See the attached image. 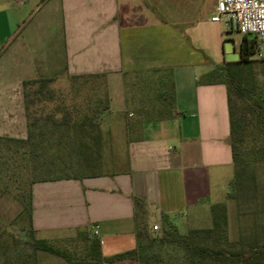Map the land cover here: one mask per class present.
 Returning a JSON list of instances; mask_svg holds the SVG:
<instances>
[{
    "label": "crops",
    "instance_id": "obj_1",
    "mask_svg": "<svg viewBox=\"0 0 264 264\" xmlns=\"http://www.w3.org/2000/svg\"><path fill=\"white\" fill-rule=\"evenodd\" d=\"M12 3L0 0V78L13 71L19 77L0 80V136L29 135L25 80L103 79L109 114L100 120L102 155L115 157L104 173L32 186L37 238L89 232L110 257L137 247L136 216L152 234L154 226L166 227V219L178 229L183 215L189 230L207 229L212 206L225 204L229 233L264 241L260 162L252 163L251 179L239 191L229 185L235 168L225 71L231 62L224 22L212 20L217 0H37L35 10L51 3L59 31L57 39L58 32L43 30L47 22L36 27L49 39L40 57L14 37L29 0L16 9ZM58 40L59 63L51 50ZM234 41L240 54L241 39ZM253 59L256 78L264 83V63Z\"/></svg>",
    "mask_w": 264,
    "mask_h": 264
},
{
    "label": "trees",
    "instance_id": "obj_2",
    "mask_svg": "<svg viewBox=\"0 0 264 264\" xmlns=\"http://www.w3.org/2000/svg\"><path fill=\"white\" fill-rule=\"evenodd\" d=\"M258 44L259 42L255 37L243 35L239 48L240 59L239 61L228 63L225 71L230 116V144L235 168V176L229 185L234 193L240 190L241 182L251 179L249 168L252 163L264 161V90L263 88H257L261 84L256 80L252 86L249 85L250 77H256V60L253 59V56L256 53ZM96 77L98 78V76ZM53 81L54 78H38L23 82L29 135L26 139L0 136V152H2L3 145L14 143L17 146V150H13L14 153L26 156L33 153L31 150L33 145H40L41 142L34 143L35 135L32 128L39 125V120L37 118L31 120V109L37 102H44L55 97V93L49 88ZM87 81L89 80L84 82ZM107 109L108 102L102 113ZM94 118L93 116V119H89L86 116L80 122L71 123V119H68L67 114L65 119H56L55 123L61 126H71L76 130H80L85 136L91 133L88 128L89 124L92 123L91 127L100 125V122L98 124L92 122ZM253 135H257V137L254 138ZM78 144L83 161L90 163L92 167H96V162H100L102 158L103 144L100 132L93 136L91 141L87 139L79 140ZM248 155H253L254 160L249 161ZM34 157H37L38 160L35 162V167L41 166L49 169L55 165H66L65 156L59 151H53L48 153V155L37 154ZM1 158L4 159L5 155L0 154ZM56 173H58V176L50 179H36L34 177L25 181L18 179L17 197L23 205L24 212L29 215L30 237L24 235L16 239L12 251H10L8 244L0 243V250L2 249L0 251V264H38L36 256L38 251H44L71 261L70 256L47 240L39 239L35 236L31 226L32 186L36 182L95 176L98 173L80 177L63 176L64 171ZM4 180V187L10 188L12 184L10 185L8 182L10 180L9 177L6 176ZM230 197H234V194H230ZM143 205L141 200L136 199L138 208L143 209ZM211 211L212 227L191 229L186 235H181L176 226L168 222L167 219L166 227L162 230V233L159 235L152 234L148 231L144 220L136 216L137 247L110 257L102 254L101 241L98 238L93 237L90 239L89 232H80L89 245L83 261L87 264L113 263L126 259L137 260L139 264H264V241H244L243 238L231 241L228 237L226 205L215 204L212 206ZM27 247L32 252H28ZM156 249H158V252Z\"/></svg>",
    "mask_w": 264,
    "mask_h": 264
},
{
    "label": "rangeland",
    "instance_id": "obj_3",
    "mask_svg": "<svg viewBox=\"0 0 264 264\" xmlns=\"http://www.w3.org/2000/svg\"><path fill=\"white\" fill-rule=\"evenodd\" d=\"M37 0H29L31 7L22 11L18 18L19 30L14 37L17 38L16 42L24 40L28 46V51L32 57H40L43 53L46 44L49 39L45 40L43 34H37L36 27L39 25L43 26V30L51 32L53 35L59 36V31L54 28L57 25V20H54V14L50 11L51 3L42 5L35 10ZM22 5L12 3L11 8H21ZM33 13V14H31ZM50 20V22H48ZM226 38L238 41L241 36L236 30H232L228 23L224 22ZM54 28V29H53ZM42 30V31H43ZM252 37V36H250ZM50 39H53L51 37ZM54 44V40H51ZM15 42V43H16ZM58 45V46H57ZM51 45V50L56 54V61L59 63L61 53L58 44ZM38 49V50H37ZM42 49V52L40 51ZM37 50V51H36ZM262 51L264 52V42L262 43ZM16 71L11 74H6L1 79L5 81H17L18 77ZM258 81L261 86H257L258 89L264 90V83L262 79L251 76L249 79V85ZM18 83V82H17ZM49 88L55 93V97L44 101L37 102L32 106L31 109V120L38 119L39 125L33 127L32 131L35 135V142H41L40 145H33L31 147L32 154L30 155H19L14 153V149L17 150V146L14 143L2 146V152L0 154L5 155L4 159H0V243L8 244L10 251L14 247V242L19 239L20 236L30 237V222L29 215L24 212L23 205L20 199L17 197L18 193V179L25 181L29 178H54L58 176V171H64L63 176H84L93 173H104L111 169L110 162H114L115 157H110L104 154L102 155L101 161L96 162V167H92L90 163L84 162L83 157L80 155L79 140L93 139L98 132H100V125L92 126L89 124L88 128L91 133L83 135L80 130H76L68 125H57L55 120H63L68 114V119H71V123L80 122L85 119L86 116L95 124H98L102 117V111H104L107 105V96L105 89V81L100 80H89L87 82H77L69 78L57 77L53 83L50 84ZM102 113V114H101ZM101 114V115H99ZM108 115V110L104 112ZM99 117L96 118V116ZM70 117V118H69ZM99 130V131H98ZM257 137V135H253ZM252 144V143H250ZM257 148V147H256ZM50 150V152H48ZM53 151L62 152L66 160L65 166L55 165L51 168L37 166L35 162L38 155H48ZM249 161L254 160L253 155H248ZM38 161V160H37ZM65 162V161H64ZM256 170L260 179H264V162H260ZM43 169H41V168ZM45 171V173H43ZM60 174V173H59ZM9 177L10 188L4 187L5 178ZM7 184V183H6ZM2 190V191H1ZM180 224L175 223L178 227V232L181 235H186L189 231V220L186 216H180ZM162 233L159 229L153 232L155 235ZM247 232H241L240 235L237 232H228V237L231 241H237L239 238H243L244 241L256 240L255 236L246 234ZM90 239L96 237L90 233ZM49 243L54 245L56 248L70 256L71 261H67L63 258L57 257L44 251H38L36 253L38 264H87L83 261L88 248L86 238L80 232H73L68 234L57 235L54 238L48 240ZM2 250V249H1ZM0 250V251H1ZM28 252L32 250L27 247ZM158 252V249H156Z\"/></svg>",
    "mask_w": 264,
    "mask_h": 264
},
{
    "label": "built area",
    "instance_id": "obj_4",
    "mask_svg": "<svg viewBox=\"0 0 264 264\" xmlns=\"http://www.w3.org/2000/svg\"><path fill=\"white\" fill-rule=\"evenodd\" d=\"M28 0H13L15 4H25ZM214 22H226L240 35L255 37L259 44L255 56L264 61L261 43L264 42V0H217ZM159 230L158 226L153 227Z\"/></svg>",
    "mask_w": 264,
    "mask_h": 264
},
{
    "label": "water",
    "instance_id": "obj_5",
    "mask_svg": "<svg viewBox=\"0 0 264 264\" xmlns=\"http://www.w3.org/2000/svg\"><path fill=\"white\" fill-rule=\"evenodd\" d=\"M224 50L226 53V60L228 62H236L240 59V54L236 51L235 41L228 39L224 44Z\"/></svg>",
    "mask_w": 264,
    "mask_h": 264
}]
</instances>
